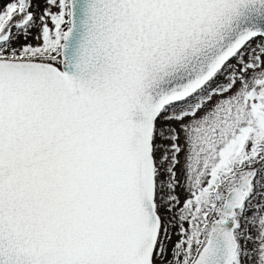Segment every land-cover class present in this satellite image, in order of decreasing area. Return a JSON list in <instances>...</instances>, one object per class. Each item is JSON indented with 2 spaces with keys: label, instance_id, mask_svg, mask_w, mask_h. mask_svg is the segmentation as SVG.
I'll return each instance as SVG.
<instances>
[{
  "label": "water",
  "instance_id": "water-1",
  "mask_svg": "<svg viewBox=\"0 0 264 264\" xmlns=\"http://www.w3.org/2000/svg\"><path fill=\"white\" fill-rule=\"evenodd\" d=\"M259 39L264 0H67L58 66L0 59V264H152L154 123ZM255 173L190 264L232 260Z\"/></svg>",
  "mask_w": 264,
  "mask_h": 264
},
{
  "label": "rangeland",
  "instance_id": "rangeland-1",
  "mask_svg": "<svg viewBox=\"0 0 264 264\" xmlns=\"http://www.w3.org/2000/svg\"><path fill=\"white\" fill-rule=\"evenodd\" d=\"M66 27L67 0H0V59L58 66ZM240 51V58L223 64L215 82L209 80V89L173 105L154 123L158 238L165 237L161 256L169 261L186 264L197 253L210 221L225 217L224 194L264 160V40ZM249 192L245 208L231 213L238 241L227 264H264V174L253 179Z\"/></svg>",
  "mask_w": 264,
  "mask_h": 264
},
{
  "label": "trees",
  "instance_id": "trees-1",
  "mask_svg": "<svg viewBox=\"0 0 264 264\" xmlns=\"http://www.w3.org/2000/svg\"><path fill=\"white\" fill-rule=\"evenodd\" d=\"M242 49V48H241ZM242 51V50H241ZM240 51V52H241ZM184 102H182V103H179V104H176V105H178V106H180V105H182ZM167 108V107H166ZM159 130H155V134L156 135H159ZM152 147H153V152L155 151V148H156V143H153L152 144ZM256 162H258V163H256V165H255V167H254V169H255V171H256V173H255V178L257 177V176H259V175H263L264 174V160H260V161H256ZM157 163L155 162V165H156ZM255 178H254V180H255ZM155 183H156V180H155ZM253 183H255V181L253 182ZM157 190H158V188H155V194H154V198H155V205L156 206H158V203H157V201H158V192H157ZM210 193L212 192L211 190L209 191ZM250 196H251V192H249L248 194H247V197H246V199H245V201H244V203H243V205L241 206V209L244 207L245 208V205H246V200H247V198H250ZM157 199V200H156ZM214 204L216 205V201H214ZM214 205V206H215ZM211 207H212V204H211ZM211 207H210V209H211ZM243 208V209H244ZM207 221H205V223H206ZM204 223V224H205ZM235 235H237L238 236V233L237 234H235ZM206 236L207 235H205V237H203L202 238V240H201V242H199L200 244H199V246H198V248H197V250L199 249V247L204 243V241H205V239H206ZM159 236H157V241H156V244H157V247L159 248V251H157V252H153V255H152V264H183V262L181 261V260H175V258H173L171 261H169V259L166 257V255L164 254V256H161V254H162V250H163V245L165 244V237L163 236V238H158ZM235 238H237V241H238V237H236L235 236ZM159 245V246H158ZM237 250V249H236ZM197 252V251H196ZM196 255V253H194L193 254V256L191 257V259L188 261V262H186V264H190V262L193 260V258H194V256ZM243 264V262L242 261H240V264ZM246 264V263H245Z\"/></svg>",
  "mask_w": 264,
  "mask_h": 264
},
{
  "label": "flooded vegetation",
  "instance_id": "flooded-vegetation-1",
  "mask_svg": "<svg viewBox=\"0 0 264 264\" xmlns=\"http://www.w3.org/2000/svg\"><path fill=\"white\" fill-rule=\"evenodd\" d=\"M249 192V191H248Z\"/></svg>",
  "mask_w": 264,
  "mask_h": 264
}]
</instances>
